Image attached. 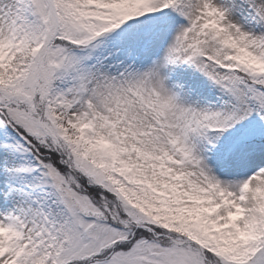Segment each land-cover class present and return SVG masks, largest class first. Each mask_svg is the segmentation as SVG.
<instances>
[{
    "label": "snow or ice",
    "instance_id": "1",
    "mask_svg": "<svg viewBox=\"0 0 264 264\" xmlns=\"http://www.w3.org/2000/svg\"><path fill=\"white\" fill-rule=\"evenodd\" d=\"M0 264H264V0H0Z\"/></svg>",
    "mask_w": 264,
    "mask_h": 264
}]
</instances>
